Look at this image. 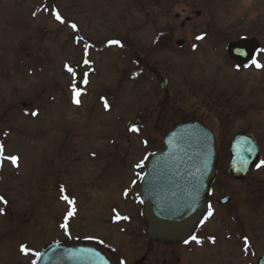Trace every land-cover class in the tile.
I'll use <instances>...</instances> for the list:
<instances>
[{"label":"rangeland","instance_id":"obj_1","mask_svg":"<svg viewBox=\"0 0 264 264\" xmlns=\"http://www.w3.org/2000/svg\"><path fill=\"white\" fill-rule=\"evenodd\" d=\"M242 36L264 43V0H0V136L5 157L18 158L0 173V264H32L52 243L84 240L113 264L149 262L150 248L154 264L165 254L175 264L253 262L229 243L226 219L200 227V246L164 248L141 238L134 203L122 200L125 188L129 198L138 191L150 151L186 120L222 133L215 198L234 196L239 231L263 254L264 185L248 182L264 169L239 183L227 172L246 90L264 87V73L229 71L226 50ZM65 196L76 208L68 222Z\"/></svg>","mask_w":264,"mask_h":264},{"label":"water","instance_id":"obj_2","mask_svg":"<svg viewBox=\"0 0 264 264\" xmlns=\"http://www.w3.org/2000/svg\"><path fill=\"white\" fill-rule=\"evenodd\" d=\"M252 49L250 42H244L234 55L243 59ZM167 135L164 148L153 154L145 168L140 197L149 237L175 244L195 231L206 208L210 183L217 174L218 147L214 133L197 121L176 125ZM231 142L228 173L240 182L257 162L258 145L249 135H238ZM257 263L264 264V256ZM37 264L111 263L95 246L60 242L42 252Z\"/></svg>","mask_w":264,"mask_h":264},{"label":"flooded vegetation","instance_id":"obj_3","mask_svg":"<svg viewBox=\"0 0 264 264\" xmlns=\"http://www.w3.org/2000/svg\"><path fill=\"white\" fill-rule=\"evenodd\" d=\"M236 47V43L230 45V48H234ZM264 48V45H263ZM255 58V59H254ZM245 60V61H244ZM243 62L239 63L237 61H233V71L236 72H242V73H246L248 75H254V76H260V74L264 72V67H263V71H256L255 70V65L253 64V60H256L259 64L264 65V53H262V56H248L246 59H244ZM262 77V76H261ZM261 81V80H260ZM258 91H256V90ZM247 91V102H246V106L244 108V116L242 119V123L241 126L238 128V132H244V133H249L254 135V137L258 140H264V87L262 85H260V83H256V86H254L253 90H246ZM260 91H263L262 94H260ZM253 93V94H252ZM218 136V141H221V133H217ZM260 151H261V156L264 155V147L262 146V144L260 143ZM256 168L251 171L248 179L250 177H253V174L255 173ZM252 179L251 182H248L250 184H255V185H264V178H255ZM260 180V183H258L257 181ZM223 187V183L218 184L217 181H215V183H213L212 186V192L210 193V201L212 202L211 204L213 205L212 209L213 211H215V215L217 216V218H219L221 221L226 219L227 222L231 223V228H232V232H231V242L230 244L238 245L240 242L243 243L244 241H248L250 242V246L253 247V244L251 243V239L250 237L246 236L243 233H240L239 228L242 225V217H240L239 219L235 218L236 217V212L239 211V209H241L240 207L234 206L233 204V200L234 196L231 194L230 195H225V193L223 195L220 194V197H217V199L215 198L216 194H219L220 190ZM230 197V202L228 204L223 205L222 204V199L224 197ZM248 199L250 200V197H248ZM247 206L244 205V208ZM225 210V211H223ZM257 211V208L254 210ZM218 215H217V214ZM228 213V214H227ZM259 215V214H258ZM260 217V215H259ZM258 217V218H259ZM234 227V228H233ZM237 229H236V228ZM151 247V246H150ZM149 247V248H150ZM152 248H150V251L147 255V257L149 255H151L150 261L148 262L147 260L142 261V262H138V263H134V264H154V260H153V252L151 251ZM167 254H165L164 260L159 261L158 264H175L173 262L168 261V258L166 257ZM146 258V257H145Z\"/></svg>","mask_w":264,"mask_h":264},{"label":"snow or ice","instance_id":"obj_4","mask_svg":"<svg viewBox=\"0 0 264 264\" xmlns=\"http://www.w3.org/2000/svg\"><path fill=\"white\" fill-rule=\"evenodd\" d=\"M55 17L58 21H60L61 23H64L63 19L61 18V16L59 15V13H55ZM71 27L73 29H76V25L75 24H72ZM202 37H197V39H201ZM112 43H119L118 41H112ZM85 63H88V61H85ZM253 64L257 67V68H260V67H264V65H261L259 64L256 60H253ZM68 71L72 72L73 70L71 68H68ZM76 95H79V93H76ZM78 102V101H77ZM107 106V105H106ZM33 115H36V113H33ZM133 131H136L137 129L133 128L132 129ZM3 151H4V148H3V145L0 144V160H3V159H9L11 160V162L13 164H16L17 162V157L16 156H10V157H5L3 155ZM261 164H264V161L261 162ZM260 165H257V167H259ZM137 167H139V165H137ZM63 190V189H62ZM65 200H68V197L65 196L63 197ZM0 200H3V197H0ZM73 201L69 200V204H72ZM74 214V209H71L69 210V212L67 213V216L70 217ZM208 215L211 216L212 215V209H211V205H209V209H208ZM67 219V217H66ZM62 227H64V225H61ZM193 240H196V237H193ZM21 251L22 252H25L27 253L28 252V249L25 247V246H21ZM36 256H39L40 254L37 252L35 253Z\"/></svg>","mask_w":264,"mask_h":264},{"label":"bare ground","instance_id":"obj_5","mask_svg":"<svg viewBox=\"0 0 264 264\" xmlns=\"http://www.w3.org/2000/svg\"><path fill=\"white\" fill-rule=\"evenodd\" d=\"M174 201H175V198H174ZM174 204H175V206H177V207H180V206H178V204H177V203H175V202H174Z\"/></svg>","mask_w":264,"mask_h":264},{"label":"trees","instance_id":"obj_6","mask_svg":"<svg viewBox=\"0 0 264 264\" xmlns=\"http://www.w3.org/2000/svg\"><path fill=\"white\" fill-rule=\"evenodd\" d=\"M165 47H166V46H165ZM166 48H168V46H167Z\"/></svg>","mask_w":264,"mask_h":264}]
</instances>
